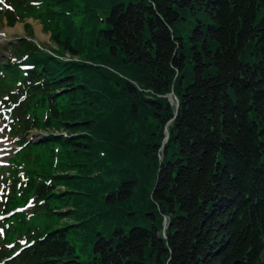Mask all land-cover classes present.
Wrapping results in <instances>:
<instances>
[{"label":"trees","instance_id":"obj_1","mask_svg":"<svg viewBox=\"0 0 264 264\" xmlns=\"http://www.w3.org/2000/svg\"><path fill=\"white\" fill-rule=\"evenodd\" d=\"M4 1L53 46L0 65L12 132L59 130L22 150L16 264H264V0Z\"/></svg>","mask_w":264,"mask_h":264},{"label":"rangeland","instance_id":"obj_2","mask_svg":"<svg viewBox=\"0 0 264 264\" xmlns=\"http://www.w3.org/2000/svg\"><path fill=\"white\" fill-rule=\"evenodd\" d=\"M0 3L2 4V2ZM25 24H29L31 26V34H29L27 30H25ZM38 27H40V30L38 29ZM29 35L31 36V39L36 40L40 45L44 46L45 48L53 47L49 41V34L43 30V27L38 20L26 19L25 21L21 23L17 22L12 27H10L7 24L6 20L3 18V16L0 15V63L5 62L11 57L9 53L11 52V48L7 47L9 42H12L13 40L19 37H30ZM0 114H2V118H0V191L7 190V192H10L11 182L4 181L6 179V176L10 175L9 180L12 178H16L22 171L26 169V166L20 164L19 167V165H17L13 161L12 157H14L15 155H17L16 157H19L21 159L23 152H20L19 148L15 144L17 142V138H14L13 135L11 133H8L7 131L8 123L10 122L9 117L3 114L2 109H0ZM49 131L57 134L59 133V130L54 128L45 130V132H36L35 130H32L26 138L29 139V141L31 142L38 141ZM64 133L65 132L62 131V134ZM2 195H0V205H2L5 201V197ZM29 209L30 208L26 207L21 210V213H14V215H17V217H19L20 222L18 223L15 222L17 221V218L16 216L14 217V215L11 219L7 220V222L9 223L15 222L14 224L16 231L14 234H11L10 242L20 243L25 229L27 228V224H30V226L33 225V221L28 218V215L31 214L28 212ZM3 235L4 230L0 226V245L3 244ZM10 242H7L6 245L9 246ZM2 251L4 252L5 250L2 249ZM2 251H0V254L3 253Z\"/></svg>","mask_w":264,"mask_h":264},{"label":"water","instance_id":"obj_3","mask_svg":"<svg viewBox=\"0 0 264 264\" xmlns=\"http://www.w3.org/2000/svg\"><path fill=\"white\" fill-rule=\"evenodd\" d=\"M169 96L172 97L173 100H174V104H175V115H176V114H177V111H178V100H177V98L173 95V93H170ZM167 124H168V123H167ZM168 135H169V132H168V130H167V127L165 126V128H164V138H163V141H162L163 144L167 142V140H168ZM164 226H165V220H164V222H163V227H164ZM234 264H238V262H235Z\"/></svg>","mask_w":264,"mask_h":264},{"label":"bare ground","instance_id":"obj_4","mask_svg":"<svg viewBox=\"0 0 264 264\" xmlns=\"http://www.w3.org/2000/svg\"><path fill=\"white\" fill-rule=\"evenodd\" d=\"M17 27H18V26H17ZM17 27H16V29H17ZM16 29H15V30H16ZM38 29L40 30V27H38Z\"/></svg>","mask_w":264,"mask_h":264},{"label":"snow or ice","instance_id":"obj_5","mask_svg":"<svg viewBox=\"0 0 264 264\" xmlns=\"http://www.w3.org/2000/svg\"><path fill=\"white\" fill-rule=\"evenodd\" d=\"M0 2H2V0H0Z\"/></svg>","mask_w":264,"mask_h":264}]
</instances>
